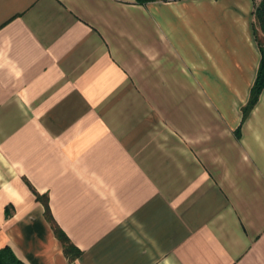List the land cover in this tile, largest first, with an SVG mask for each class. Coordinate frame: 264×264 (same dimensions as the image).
<instances>
[{
	"label": "crops",
	"instance_id": "1",
	"mask_svg": "<svg viewBox=\"0 0 264 264\" xmlns=\"http://www.w3.org/2000/svg\"><path fill=\"white\" fill-rule=\"evenodd\" d=\"M256 2L0 0V249L264 264Z\"/></svg>",
	"mask_w": 264,
	"mask_h": 264
},
{
	"label": "trees",
	"instance_id": "2",
	"mask_svg": "<svg viewBox=\"0 0 264 264\" xmlns=\"http://www.w3.org/2000/svg\"><path fill=\"white\" fill-rule=\"evenodd\" d=\"M155 1H176V0H134L137 4H148L150 2ZM255 12H254V34L256 41L258 43V47L261 52V63L258 69L257 77L254 82V85L250 92V99L247 105L244 108V117L248 116V114L254 109L256 104L259 101L260 95L264 90V0H256ZM40 200L44 203L46 207V217L48 221L52 224L54 231L60 241L63 244L64 251L70 259H75L79 251L76 250L75 246L72 244L71 240L67 237L65 233L58 227L55 223L50 207H49V200L46 197H39ZM0 264H29L24 260H21L14 252V250L7 246L3 249H0Z\"/></svg>",
	"mask_w": 264,
	"mask_h": 264
}]
</instances>
